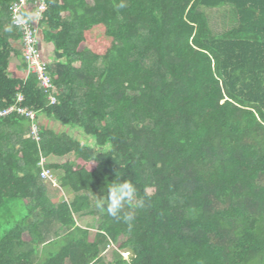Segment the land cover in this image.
Here are the masks:
<instances>
[{"label": "trees", "instance_id": "1", "mask_svg": "<svg viewBox=\"0 0 264 264\" xmlns=\"http://www.w3.org/2000/svg\"><path fill=\"white\" fill-rule=\"evenodd\" d=\"M14 1L0 0V111L21 95L90 142L47 126L36 142L28 118H0V209L27 212L0 237V264H264V0H47L54 105L36 75L10 72ZM226 6L237 25L215 35L203 9ZM51 156L70 157L45 165L69 202L41 177ZM120 178L144 201L131 228L105 208Z\"/></svg>", "mask_w": 264, "mask_h": 264}, {"label": "built area", "instance_id": "2", "mask_svg": "<svg viewBox=\"0 0 264 264\" xmlns=\"http://www.w3.org/2000/svg\"><path fill=\"white\" fill-rule=\"evenodd\" d=\"M46 10L47 0H15L9 8L12 25L21 33L20 41L22 44L23 60L27 66L26 75H36L38 87L47 94L48 105H54L57 103V98L51 93L53 82L48 70L49 61L43 55L39 39V24ZM21 101H23V98L19 95L16 104L0 111V118L12 113H17L20 116L28 118L31 122L29 137L39 142V113L19 106ZM39 165L42 167V179L51 183L54 187H59L54 172L51 169L45 168L46 160L44 158L41 159ZM110 248H115V245L111 244L108 249ZM120 253L126 261L130 260V252L120 251Z\"/></svg>", "mask_w": 264, "mask_h": 264}, {"label": "rangeland", "instance_id": "3", "mask_svg": "<svg viewBox=\"0 0 264 264\" xmlns=\"http://www.w3.org/2000/svg\"><path fill=\"white\" fill-rule=\"evenodd\" d=\"M203 11L207 14L209 23L211 26V29L215 35H220L224 33L225 31L229 30L232 27H235L237 25V18L235 15V12L232 7L226 6L220 9H206L204 8ZM55 122V121H54ZM56 127L55 129H59L60 125L58 123H55ZM56 129V130H57ZM69 132V129L66 130ZM68 132V133H69ZM78 135V134H77ZM82 141L90 142L89 139H86V137L82 136V133L78 136ZM70 158V157H69ZM69 158H66L65 161L69 160ZM58 174V173H57ZM66 196L71 195V192L67 189L61 190L60 188L55 189L54 191H50V197L52 198L53 202H59ZM26 209L22 202H11L9 205H7L4 208L0 209V237L3 236L7 231H9L16 222L20 221L25 215H26ZM77 218V221L80 225L94 229V225L97 224V219L95 218ZM123 240V239H122ZM117 245H115V248ZM115 248H110L106 250L104 253V256L108 258L109 260L112 259V252ZM42 248H39V254H41ZM103 256V257H104Z\"/></svg>", "mask_w": 264, "mask_h": 264}, {"label": "clouds", "instance_id": "4", "mask_svg": "<svg viewBox=\"0 0 264 264\" xmlns=\"http://www.w3.org/2000/svg\"><path fill=\"white\" fill-rule=\"evenodd\" d=\"M126 207L130 210L125 211ZM143 207L144 201L137 198V188L131 180L122 181L120 178L107 184L105 208L109 216L118 220L122 219L131 228L135 209Z\"/></svg>", "mask_w": 264, "mask_h": 264}, {"label": "crops", "instance_id": "5", "mask_svg": "<svg viewBox=\"0 0 264 264\" xmlns=\"http://www.w3.org/2000/svg\"><path fill=\"white\" fill-rule=\"evenodd\" d=\"M40 45H41V49H42V51H43V55L45 56V58L48 60V61H50L51 62V60H52V57H53V53H52V51H49L48 50V48H49V46L47 45H45V44H43V42H41V40H40ZM13 46L16 48V49H19V50H21L22 51V44H21V41H17V42H15V43H13ZM22 54H23V51H22ZM21 58H23V55H22V57H12L11 58V60H10V72L14 75V76H17V77H22V78H24V77H26V71L25 72H22V71H20V66H21V63H23V60L21 59ZM55 123H57V122H54V120L53 119H49V118H47L45 115H39V125L40 126H47L48 128H50V129H53V130H55V131H63V132H66V133H68L69 131H66V130H70V131H72V132H69L68 134H70V135H72V136H74V137H76L77 139H79V140H81L78 136H79V134H80V132L79 131H75V130H73L72 128H70V127H65V126H62L61 124H59L60 125V128L59 129H55L54 127H56V125H55ZM78 134V135H77ZM83 136V135H82ZM66 158H69V157H63V158H57V157H48V158H46L45 160H46V164H63V163H65V162H67V161H65V159ZM53 172H54V174H55V176H56V178H57V180H58V178H60V176H61V172L60 171H56V170H54V169H51ZM58 173V174H57ZM54 187V186H53ZM55 188H59V187H55ZM61 189V188H60ZM61 190H64V192H65V189H61ZM67 194L65 193V197H64V199H62L61 201H65V202H69L72 198H73V196H72V194L71 195H69V196H66ZM60 202V201H59ZM77 220V219H76ZM77 224L79 225V226H81V227H83V228H86V227H84V226H82V225H80L79 223H78V221H77Z\"/></svg>", "mask_w": 264, "mask_h": 264}]
</instances>
